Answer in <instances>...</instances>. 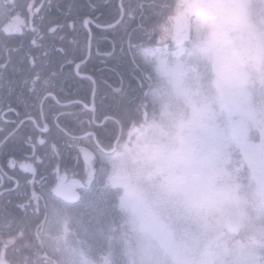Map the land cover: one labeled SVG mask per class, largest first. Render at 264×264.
I'll list each match as a JSON object with an SVG mask.
<instances>
[{
	"label": "snow or ice",
	"instance_id": "snow-or-ice-1",
	"mask_svg": "<svg viewBox=\"0 0 264 264\" xmlns=\"http://www.w3.org/2000/svg\"><path fill=\"white\" fill-rule=\"evenodd\" d=\"M19 7L0 0L5 32L26 26ZM157 29L158 47L130 36L127 51L120 48L134 65L135 87L125 95L139 122L98 145L96 156L82 150L90 164L80 180L69 182L57 168L54 181L33 194L43 223L52 211L75 237L68 264H235L225 230L242 239L245 218L264 222V0H180L151 34ZM10 62L0 63V81L9 85ZM40 78L34 74L33 87ZM34 158L43 162L35 150ZM96 216L107 223L97 227ZM9 242L0 264H9ZM252 243L254 254L241 264H264V235Z\"/></svg>",
	"mask_w": 264,
	"mask_h": 264
},
{
	"label": "flooded vegetation",
	"instance_id": "flooded-vegetation-1",
	"mask_svg": "<svg viewBox=\"0 0 264 264\" xmlns=\"http://www.w3.org/2000/svg\"><path fill=\"white\" fill-rule=\"evenodd\" d=\"M20 7L17 12L21 15V18L25 20L26 26L22 28L20 32H5L4 28L8 24V20L4 17H0V42H5L8 49H14V51L5 52L3 47H0V63H3L7 57H11V62L8 64L7 79L11 81L9 84H4L0 81V198L5 199L4 206L7 210V192L12 191L20 182V176L22 175L21 170H25L29 173L28 182L30 190V198L34 199L32 196V186L33 189L39 194L42 182L46 179H41L45 177L46 173L40 172L39 165L40 161L34 158L35 155L42 157L47 154L50 150L48 146H43L46 142L44 133L50 129L49 122L46 120L52 117L57 120L60 114L57 111L55 105H52L51 110L45 115L43 109V103L47 97L49 99H54L56 103L59 104H70L73 102H78L83 105L84 109L80 110L72 118L74 122H80L83 120L87 124V128L83 132H72L63 129L66 134L72 138H82L88 135H93L96 143L99 145L97 140V135L94 130H92V121L95 123H103L109 115L98 120L96 116V103L94 101V109L91 106V97L87 101L86 99H72L66 102L60 101L54 90L55 80L52 78V73H55L56 67L59 65L60 70L67 64L71 66V83L69 88L71 90L75 89V75L78 77L91 78L90 72L86 68H82L83 63L90 57L87 58V54L90 49V55L94 49L99 55H107L112 53L115 48H117V59L120 62V48L122 46V30L116 34L117 47L112 46L110 50L99 49L98 46L92 44V38L94 35V28H110L115 24L117 19L120 17L122 12L126 10L136 11L139 8L140 0H86L85 7L87 9V14L81 20L70 19V15H75L73 8L77 5L74 3L61 4L60 0H17ZM35 5V8L31 12L28 10V6ZM42 9V11H41ZM99 11V13H95ZM119 11L118 16L106 23L98 21L101 14L109 15L111 18L114 16L115 12ZM39 13L37 16L36 13ZM123 14V17H124ZM42 17V19H41ZM116 22V23H115ZM115 23L110 26V24ZM32 28H36L37 32L33 33ZM55 28L56 31L52 32L49 29ZM91 35V40L89 38ZM110 39L109 36H105ZM36 38V43L33 44L32 40ZM85 38V41H84ZM85 48V55L83 51ZM63 50V51H61ZM47 53V55H44ZM32 57H35L36 63L32 62ZM75 57H82L75 60ZM28 60V63L26 61ZM58 66V67H59ZM57 67V68H58ZM69 69V70H71ZM18 71V72H17ZM39 72L40 79L36 81V86L38 91L45 90L41 95L38 103V108L31 110V107L36 104L38 97H28V91L31 88L34 74ZM70 72V71H69ZM18 75V76H17ZM50 79V83L45 86L43 81L45 79ZM27 81V83H25ZM114 85V84H113ZM116 91L122 88V82L118 86H113ZM15 109V111H9L8 107ZM73 111V110H72ZM19 114V115H17ZM23 121V123H21ZM30 123L33 125L32 131L35 132L34 135L26 134L24 128ZM30 129V128H29ZM17 134L18 137L11 138L13 133ZM7 137V139H5ZM13 143H25L30 145L29 147L23 146L17 149L12 148ZM41 141L44 143L41 144ZM5 145V146H3ZM83 147L88 153L98 154V148L90 145H84L82 143L78 144ZM92 147V148H90ZM18 153V155H17ZM11 161V165L9 164ZM88 162V161H87ZM23 165V167H22ZM31 168L36 169V174L30 170ZM11 178V180L9 179ZM35 184H31L32 181ZM74 179H69L73 181ZM10 182H15L14 185ZM23 203L28 204L30 199H24ZM9 201V199H8ZM42 207L44 201L41 200ZM22 207V202L18 203ZM7 220V213L5 215ZM245 221L249 224L246 226L244 238H237V243H235L234 256L235 264H241L243 259L250 257L255 252L254 245L252 243V237H259L264 235V222L255 216L245 218ZM3 226V227H2ZM37 226V225H36ZM40 231V228L36 230V238ZM7 222L0 224V249H3L4 244L7 239ZM227 231L225 230V234ZM256 234V236H254ZM38 239V238H37ZM244 249L239 251L237 245L242 244ZM7 259V255H6Z\"/></svg>",
	"mask_w": 264,
	"mask_h": 264
},
{
	"label": "trees",
	"instance_id": "trees-1",
	"mask_svg": "<svg viewBox=\"0 0 264 264\" xmlns=\"http://www.w3.org/2000/svg\"><path fill=\"white\" fill-rule=\"evenodd\" d=\"M180 2V0H140V4L144 5L143 8L139 7L138 10H126L123 23H117L110 28L97 27L94 28V35L92 38V44L98 46L102 50H110L112 46L117 47L116 34L119 29L122 30V46L127 51V44L129 37L131 36L133 43H142L144 47H158L156 41L159 36V30L157 29L156 34H151L152 28L164 18V16L170 14V11H174V6ZM61 4L74 3L77 6L73 8L75 15H70L69 18L73 20H80V22L87 14V9L84 6L86 0H60ZM169 4L173 5L172 10L162 9L158 7H149L150 4ZM99 13V11H95ZM131 13V16H129ZM119 14L116 11L114 16L111 18L109 15L101 14L98 18L99 22L106 23L115 19ZM143 16V19L141 17ZM117 25H119L117 27ZM141 25H143L141 27ZM109 36L110 39L108 37ZM85 41V38H84ZM115 55H99L94 49L90 57L83 63L82 68H86L91 76L96 81L95 91V103H96V116L98 120L103 117L106 118L103 123H95L92 121V130L97 135L99 146H105L116 137L119 133L121 126L125 127L130 120L136 119L139 122L140 117L136 115L134 106L129 102V98L125 95L129 86L135 87L136 81L133 79L134 65L128 62V58L120 54V62L116 57L117 48H115ZM113 53V52H112ZM85 55V48L82 57ZM82 57H75L78 60ZM28 63V60L26 61ZM59 66V65H58ZM57 66V67H58ZM55 70L54 80V92L60 101L66 102L72 99H86L87 101L91 97L93 89L92 78L78 77L75 75V89L71 90L69 84L71 83V66L64 64L60 70V66ZM71 69V70H69ZM70 71V72H69ZM18 72V71H17ZM18 76V75H17ZM122 82L123 92L116 91L113 86H118ZM114 84V85H113ZM28 91V97H38L35 107H31V110L38 108V103L41 95L45 90H36L37 86L33 87L31 83ZM1 98V97H0ZM47 97L43 103V109L45 115L51 110L52 105H55L57 111L60 114L57 120L52 117L46 120L49 122L50 129L43 135L46 138V142L43 146H48L50 150L43 156V162L39 165L40 172L46 173L44 179L51 183L54 181L57 175V168L59 169L60 175H67L68 180H80L82 170L90 164L86 161L85 154L82 146L92 145L98 148L93 135H88L82 138H72L64 132L63 129L72 132H83L87 128V124L81 120L80 122H73L72 118L80 110L84 109L83 105L78 102L70 104H59L54 99ZM73 110V111H72ZM30 128V129H29ZM33 125L30 123L24 128L26 134L34 135L32 131ZM18 137L16 132L11 135V138ZM55 144L56 148L53 149L52 145ZM5 146V145H3ZM17 149L23 146L29 147L22 142V144L13 143L12 148ZM92 148V147H90ZM18 155V153H17ZM98 154H95L96 156ZM22 175L19 177L20 182L15 189L7 192V210L4 206L5 199L0 198V224L7 222V239L10 241L7 247V259L10 264H25V258L27 264H62V258L58 252L53 251L49 248L44 232V227L40 229L39 235L41 241L39 242L36 238L35 227L38 222L43 218L40 212L34 211L37 202L35 199L30 198V188L28 177L29 173L25 170H21ZM44 183V182H42ZM14 185L15 182H10ZM9 199V201H8ZM24 199H31V206L29 203H23ZM22 202V207L18 203ZM39 207L42 209V203L39 202ZM7 213V220L6 215ZM54 212L49 211V218H52ZM61 223V222H60ZM94 223L97 227H100L107 223V221L100 216L94 217ZM62 226V224H61ZM3 227V226H2ZM76 225H72V229L76 230ZM23 234L22 236L20 234ZM117 239L119 234H115ZM67 237L72 240L75 239L71 233H67ZM95 261H100L98 258H93Z\"/></svg>",
	"mask_w": 264,
	"mask_h": 264
},
{
	"label": "rangeland",
	"instance_id": "rangeland-1",
	"mask_svg": "<svg viewBox=\"0 0 264 264\" xmlns=\"http://www.w3.org/2000/svg\"><path fill=\"white\" fill-rule=\"evenodd\" d=\"M244 224L246 231V226H249V224L245 220H244ZM44 230L45 232L48 233V235H46L45 237L49 248L53 251L58 252V254L62 258V264H68L69 249L75 243V239L72 240L71 238L69 239L67 237V233L69 234L70 232H68L63 225L61 226L60 220L55 213L52 218L48 219V222L45 225ZM254 236H256V234H254ZM235 243H237V240L234 239L233 235L227 232L223 237L224 246L231 249L234 252ZM237 246H239L237 248L241 253V251L244 249L243 243ZM88 264H101V261H95L93 258H90Z\"/></svg>",
	"mask_w": 264,
	"mask_h": 264
},
{
	"label": "water",
	"instance_id": "water-1",
	"mask_svg": "<svg viewBox=\"0 0 264 264\" xmlns=\"http://www.w3.org/2000/svg\"><path fill=\"white\" fill-rule=\"evenodd\" d=\"M123 14H124V12H122V14L120 15V17L118 18V20H117L116 22H118V21H120V20L122 19ZM116 22H115V23H116ZM115 23L110 24V26L113 25V24H115ZM90 40H91V35H90V38H89V42H90ZM89 55H90V49H89V52H88V54H87V58L89 57ZM93 82H94V86H93V90H92V94H91V106H90V108H92V109H94V95H95V90H96V84H95V79H94V78H93ZM120 130H121V128H120ZM120 130H119V133H120ZM31 184H32V182H31ZM32 190H33V191H32V196H33L34 192H35L36 194H38V193L33 189V186H32ZM43 220H44V217H43V219L41 220V222L37 225L36 230L39 228L40 224H43ZM8 262H9V261H8Z\"/></svg>",
	"mask_w": 264,
	"mask_h": 264
}]
</instances>
